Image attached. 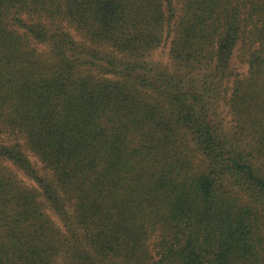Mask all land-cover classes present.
I'll use <instances>...</instances> for the list:
<instances>
[{
  "label": "trees",
  "instance_id": "16d2710c",
  "mask_svg": "<svg viewBox=\"0 0 264 264\" xmlns=\"http://www.w3.org/2000/svg\"><path fill=\"white\" fill-rule=\"evenodd\" d=\"M0 264H264V0H0Z\"/></svg>",
  "mask_w": 264,
  "mask_h": 264
},
{
  "label": "rangeland",
  "instance_id": "374dc122",
  "mask_svg": "<svg viewBox=\"0 0 264 264\" xmlns=\"http://www.w3.org/2000/svg\"><path fill=\"white\" fill-rule=\"evenodd\" d=\"M155 56V60L157 61H161L164 63H169L172 65L170 59H169V46L168 44H165L163 47H161L158 51H156L154 53ZM35 161V159H33ZM38 164L39 167H41V165L39 164V162H36Z\"/></svg>",
  "mask_w": 264,
  "mask_h": 264
}]
</instances>
